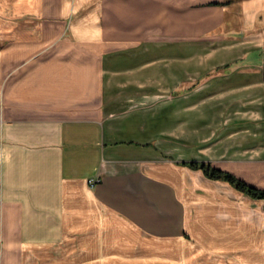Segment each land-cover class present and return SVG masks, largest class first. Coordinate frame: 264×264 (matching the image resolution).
I'll list each match as a JSON object with an SVG mask.
<instances>
[{"label":"crops","instance_id":"obj_1","mask_svg":"<svg viewBox=\"0 0 264 264\" xmlns=\"http://www.w3.org/2000/svg\"><path fill=\"white\" fill-rule=\"evenodd\" d=\"M191 48L200 63L236 64L197 77L195 90L223 83L192 119L190 72L156 90L116 69ZM160 96L183 112L161 131L149 112ZM225 96L262 98V120L223 122ZM191 160L264 188V0H0V264H120L151 237L180 241L185 264L192 230L197 260L186 264H264V198ZM196 173L229 194L192 202Z\"/></svg>","mask_w":264,"mask_h":264},{"label":"rangeland","instance_id":"obj_2","mask_svg":"<svg viewBox=\"0 0 264 264\" xmlns=\"http://www.w3.org/2000/svg\"><path fill=\"white\" fill-rule=\"evenodd\" d=\"M224 56L222 58H229L232 57V54L228 52L226 53V49H221ZM219 57V56H218ZM200 54L199 50L196 48L191 49H184V50H173V49H167V50H159L157 53H153L151 56H149V59H153V62L148 66H143L138 68V65L146 61V56H138L134 58H127V60H124L121 62V64L116 65V69H118L122 76H133V75H141L142 77H149V83L153 86L152 89H162L168 86H172L177 81L183 79L188 72V78H191V81L185 82L183 86L191 88L189 89L190 96L188 99L185 100V102L194 103L197 102L196 106L191 108L189 112H187L185 115L190 116L192 119L196 113L197 110H205L206 107H208L210 104L215 102V94H213L211 97H208L204 100L203 97L208 91H215V89L219 88L220 84L223 83V80H213L212 86L208 89L202 87L199 90H195L194 88L198 87L199 80H197L198 76H203L204 74L208 78L211 75L216 74H222L226 75L227 72H230V70L235 69L236 64H233L231 62H226L223 64H216V60H213V63L208 61L206 64L200 63L199 61ZM130 59V60H129ZM212 64V65H211ZM206 66V67H204ZM129 68V69H128ZM138 68V69H137ZM190 74V75H189ZM237 77V76H236ZM234 77V78H236ZM203 78V77H201ZM220 79V78H218ZM163 83L164 86L160 87L159 84ZM168 85V86H167ZM212 88V89H211ZM195 90V91H194ZM167 97H157L154 98V101L152 102L151 110L149 112L151 113V116H153L154 124H157L158 130L161 131L162 129H166L171 127L172 125H177L178 120L182 117L183 112L182 108L179 110L178 113H174L172 106L173 103L176 101L171 100ZM262 98L258 97H222L220 98V101L218 103L220 104L219 107L222 108L223 112V122L230 119L231 117H235L236 115L243 116L239 117L241 124H246L248 118H258L260 120L262 115L261 109L262 106L259 104L257 105V102L261 100ZM167 101L166 104L164 102ZM214 100V101H213ZM256 101V103H254ZM133 106H139V105H133ZM146 107V106H145ZM166 107V108H165ZM129 108L126 109H131ZM128 111V110H125ZM147 114V112H146ZM167 115L166 118L163 116ZM187 123V119H186ZM182 125V123H181ZM262 122L259 123L257 126H261ZM182 127V126H181ZM180 128V127H179ZM250 128H260L256 127L253 123H250ZM227 129H224V131ZM211 140V139H210ZM193 154L196 155H202V152L197 151L194 146H192L191 149ZM252 164V162H251ZM255 168V172H256ZM191 183L192 187L190 189L191 192V201H206V200H218L220 199V195L217 193V191H223V197L227 194H229L227 187H225V183H221L218 181H208L203 178L201 174H192L191 175ZM222 197V194H221ZM234 198V197H233ZM235 199V198H234ZM237 199H243L242 197H239ZM262 200V199H261ZM264 201V199H263ZM187 235V234H186ZM186 242H190L189 245H186L185 253L186 258L184 259V263H190L197 260V250H196V244L198 243V236L197 232L193 231L187 235V237H184ZM191 239H193L191 241ZM140 245V246H139ZM134 252L138 251V254L136 257H127V261L121 262L120 264H177V260L181 259L179 256L182 253V249L184 246L182 243L177 240H162L158 238H149V239H143L142 243L136 245V247H132ZM181 249V250H180ZM190 249V254H188V251ZM141 254V257L139 255ZM189 258L191 259L189 261ZM183 261V260H182ZM120 262V261H119ZM81 264V262H80ZM194 264V263H192Z\"/></svg>","mask_w":264,"mask_h":264},{"label":"trees","instance_id":"obj_3","mask_svg":"<svg viewBox=\"0 0 264 264\" xmlns=\"http://www.w3.org/2000/svg\"><path fill=\"white\" fill-rule=\"evenodd\" d=\"M187 163L191 167L201 168L210 178L226 180L237 189L249 194L252 197L264 198V188L252 185L234 173L215 166L210 161L191 160L187 161Z\"/></svg>","mask_w":264,"mask_h":264},{"label":"built area","instance_id":"obj_4","mask_svg":"<svg viewBox=\"0 0 264 264\" xmlns=\"http://www.w3.org/2000/svg\"><path fill=\"white\" fill-rule=\"evenodd\" d=\"M100 180V178L98 177H91L89 178V183L91 186L95 185L98 181Z\"/></svg>","mask_w":264,"mask_h":264}]
</instances>
